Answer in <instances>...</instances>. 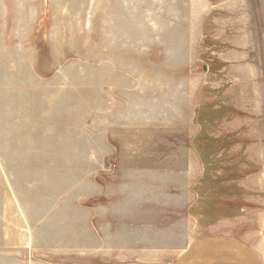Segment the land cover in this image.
Listing matches in <instances>:
<instances>
[{"label": "rangeland", "instance_id": "obj_1", "mask_svg": "<svg viewBox=\"0 0 264 264\" xmlns=\"http://www.w3.org/2000/svg\"><path fill=\"white\" fill-rule=\"evenodd\" d=\"M227 2L0 0V264H177L227 220L259 235Z\"/></svg>", "mask_w": 264, "mask_h": 264}, {"label": "crops", "instance_id": "obj_2", "mask_svg": "<svg viewBox=\"0 0 264 264\" xmlns=\"http://www.w3.org/2000/svg\"><path fill=\"white\" fill-rule=\"evenodd\" d=\"M210 10L222 7V1L210 3ZM229 13L227 27L222 26L223 33L213 34L214 37L223 39L231 49L225 58L233 63L228 70L229 89L227 96L229 102L237 108L243 109L244 117L257 116L258 121L254 126L255 136L263 146L264 141V0H228L225 6ZM220 29V28H219ZM258 126V130H256ZM259 148L260 157L264 156V148ZM264 193V170L257 178L250 177L244 183L247 190ZM247 200V199H246ZM252 205V198L248 201ZM258 209H249L243 216H257L255 221L259 224V235H254L251 229H246V224L251 223V218L245 219L244 225L227 220L233 229L228 234L221 236L216 228L212 234L202 235L205 239L201 243L188 245L182 249L184 255L177 264H264V194L255 200ZM237 220V219H234ZM241 220V219H239ZM232 222V223H231ZM229 225V226H230ZM250 225V224H249ZM210 237V239H206ZM226 238L227 240H224ZM220 239V240H219Z\"/></svg>", "mask_w": 264, "mask_h": 264}, {"label": "water", "instance_id": "obj_3", "mask_svg": "<svg viewBox=\"0 0 264 264\" xmlns=\"http://www.w3.org/2000/svg\"><path fill=\"white\" fill-rule=\"evenodd\" d=\"M203 70H205V67H204V69Z\"/></svg>", "mask_w": 264, "mask_h": 264}]
</instances>
